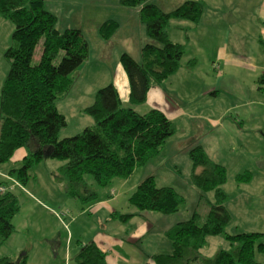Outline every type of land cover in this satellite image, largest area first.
Here are the masks:
<instances>
[{"label": "trees", "instance_id": "trees-1", "mask_svg": "<svg viewBox=\"0 0 264 264\" xmlns=\"http://www.w3.org/2000/svg\"><path fill=\"white\" fill-rule=\"evenodd\" d=\"M119 4L138 8L140 22L151 39L142 46L140 60L128 52L120 56L129 81L130 104L123 105L118 88L110 82L97 91L93 105L85 108L96 126L60 139L67 119L57 103L74 86L73 73L88 60L89 41L80 27L61 31L58 16L47 9L46 0H0V16L13 22L15 41L5 52L10 71L0 94V165L26 148L19 165L15 162L8 172H0V187L7 188L0 190V250L7 248L5 243L16 230L14 218L21 209L17 190H25L34 165L48 158L66 160L52 169V176L64 180V191L69 197L86 204L97 197L85 178L87 174L100 186L115 178H129L138 167L156 157L176 134L174 121L162 109L151 108L141 113L135 107L146 102L152 88L180 70L186 45L173 41L168 28L182 20L197 25L203 18L205 2L185 0L170 11L147 0H119ZM118 27L116 20L104 21L99 35L109 40ZM195 64L194 58L187 62L190 68ZM189 158L192 183L202 192V198L203 193L211 191L214 200L209 201L210 210L203 224L198 223L199 215L195 213L166 232L172 253L153 254V262L195 264L208 237L223 235L231 249L219 251L210 264H263L255 260V254L264 252V232L227 231L233 216L227 208L229 196L223 188L227 181L226 166L213 160L201 144L190 149ZM235 178L246 184L251 181L252 173L245 170ZM184 202V196L174 187L158 186L153 175L145 177L129 198L130 206L138 213L172 214ZM134 216L135 213L128 212L117 217L128 222ZM27 259L26 251L17 259L0 254V264H27ZM75 260L77 264H107V252L91 241L81 244Z\"/></svg>", "mask_w": 264, "mask_h": 264}, {"label": "crops", "instance_id": "crops-1", "mask_svg": "<svg viewBox=\"0 0 264 264\" xmlns=\"http://www.w3.org/2000/svg\"><path fill=\"white\" fill-rule=\"evenodd\" d=\"M78 1L92 2L93 5L100 6L98 10L87 12L90 22L86 21L85 14H79L78 19H72L73 5L78 4ZM147 1L155 2L164 10L170 11L185 0ZM203 1L205 11L197 25L182 20L173 22L168 28L169 37L173 41L186 45L187 61L162 85L152 88L146 102L136 106L135 109L145 113L151 108H160L173 121L185 117L203 119L204 123L198 127L199 130L204 135L207 131L213 130L216 139L214 146H220L217 149L219 154L228 157L235 155L228 162L238 168L236 174L250 170L252 179L249 183L255 182L253 190L264 194V0ZM58 2H60L59 14H55L62 15L61 2L67 3L66 26L80 27L89 41L87 61L95 63V78L102 66H111L120 61L123 52H128L135 59L140 60L141 49L148 41L145 38L148 36L143 32L140 36H136V28L144 27L139 19L138 8L122 7L119 0H46V6L50 10L57 11ZM107 20H116L119 22V27L112 38L104 40L99 35V27ZM115 48L122 50V53H116L119 58L112 57L115 55ZM191 58L196 60L192 68L187 66ZM123 70L119 71L118 68L116 74L111 71L105 73V78H110L106 79L105 83L113 82L116 85L123 105L127 106L130 104L129 81ZM215 71H218L217 78L223 79L220 87H217L216 82L210 83L211 77L216 74ZM219 95H222L221 99H218ZM66 96L65 98H68L69 94ZM176 133H179V130ZM191 134L195 132L192 130ZM173 137H170V141L175 143L177 140ZM190 144L193 147L202 144L211 156L206 145L199 139H193ZM181 151H175L174 155ZM25 153L26 148H21L15 155L14 163L19 164ZM224 164L227 168L230 166ZM0 172L6 173L1 169ZM60 191L63 193L62 190ZM53 192H57L56 188H52L51 193ZM31 196L35 201L37 200L36 196ZM38 200L40 204L51 205L50 202L47 203V199L39 197ZM262 205L264 207V204ZM128 212L135 213V216L124 222L117 217L120 213L113 210L112 216L117 229L113 228L110 232L96 231L93 236L92 241L107 252V264H138L131 261L129 251L124 249L125 244L137 245L138 241L153 228L155 220L163 224L161 234L165 236L166 232L177 224L175 219L169 218L174 213L163 217L152 214L154 212L138 213L137 210ZM262 214L261 216L264 217V209ZM78 219V216L71 219L73 225L78 223ZM128 225L130 227L126 228ZM71 226L68 225L69 228ZM79 236L83 238L82 234ZM73 237L74 233L71 230L65 238L68 246L72 243ZM10 239L15 240L18 237L12 235ZM49 241L59 246L62 244L61 233L53 236ZM83 241L82 244L88 243L87 240ZM80 249L73 257L66 252L70 264L73 259L75 260ZM25 251L18 248L14 252L6 250L4 254L17 259L20 253ZM142 254L145 263L140 264H155L147 262V254L144 252Z\"/></svg>", "mask_w": 264, "mask_h": 264}, {"label": "rangeland", "instance_id": "rangeland-1", "mask_svg": "<svg viewBox=\"0 0 264 264\" xmlns=\"http://www.w3.org/2000/svg\"><path fill=\"white\" fill-rule=\"evenodd\" d=\"M77 3L73 5V20L78 19L79 14H85L86 21L90 22L91 19L87 18V12L98 10L100 7L87 1H78ZM66 4L65 2H61L62 15H57L58 28L61 31L69 27L66 26ZM56 6L57 11L51 10L59 14L60 2ZM46 7L50 10L48 6ZM140 28H136V36H140L142 32L146 33L145 27L140 26ZM13 33V22L0 16V94L3 83L10 71V62L6 58L5 52L8 48L15 45ZM145 38L151 41L149 37ZM121 51L120 48H115V55L112 57L119 58L116 53H122ZM184 57L182 64H185L187 61V55ZM119 62L117 61V63L111 66H102L97 73V78L94 77V61L84 62L73 73L75 83L68 93V98L60 100L57 103L59 111L67 119V125L60 131V139L77 135L88 126H96L95 120L86 113L85 108L93 105L97 91L108 84L105 83V80L110 78H105V73L111 71L116 74L118 68L119 71L123 70ZM216 68H218V64H216ZM215 73L213 75L215 77H211L210 83L214 84L216 82L218 84L217 87H220L219 85L223 82V79L217 78L219 76L218 71H215ZM221 96L219 95L218 99H221ZM174 123L179 133H176L172 137L177 141L172 143L169 138L166 145L161 148L159 154L152 158L147 165L138 167L131 177L126 179L115 178L109 184L100 186L95 182L91 174H87L85 178L90 188L97 192V197L86 204L69 197L64 191V180L54 175L52 176V169H57L66 160L48 158L30 168V178L25 190H17L20 195L21 209L14 218L16 230L13 236L18 237V239L6 242L7 248H2L0 254H4L6 250L16 251L18 248H22L28 253L27 264H70L69 257L66 258V252L72 254L73 257L75 252L80 249L82 242H84L83 240L91 242L96 231L110 232L113 228L117 229L112 216L113 210L121 214L137 210L135 207L130 206L129 198L137 189L139 183L149 175L154 176L158 186H172L185 198V202L180 210L169 218L175 219L179 223L180 221L190 219L197 213L199 215L198 223L203 224L210 210L209 201L214 200V193L211 191L205 192L202 198V192L192 183V163L188 154L193 147L190 146V143L196 138L206 145L213 160L223 165H225L224 163L230 165L228 168L225 165L228 173L227 181L223 185L224 190L229 196L227 208L233 216V220L228 225L227 231L229 233H239V231L264 232V217L261 216L264 209L262 207V204H264V194L253 190L255 182L242 184L236 180L235 176L238 168L228 162L235 155L228 157L219 154V150L217 149L220 146H214L216 139L213 136V130L207 131L206 135H204L198 128L200 125H203V119L185 117L179 121H174ZM192 130L195 134H191ZM175 151L181 152L174 155ZM14 157L10 161L0 165V169L8 172L14 167ZM1 177L0 175V179ZM12 185H15V183H12ZM52 188H56L57 192L51 193ZM60 190L63 193H60ZM30 194L36 196L37 200L35 201L31 198ZM39 197L47 199V203L50 202L51 205L40 204ZM146 213H150V211ZM152 214L163 217L169 216V214L157 211ZM77 216L79 218L78 223L73 225L71 219ZM127 227L130 226L128 225ZM162 228L163 224L161 221L155 220L153 228L138 241L137 245L135 243L125 244L124 249L129 251L132 262H137L138 264L145 263L142 260L144 258L142 252L147 254V262L149 263L153 262L151 258L153 253H172L173 247L171 241L161 234ZM71 230L74 233V237L72 243L68 246L65 238ZM59 233H61L62 244L58 246L49 240L53 236H58ZM80 234L83 235V238L79 236ZM262 242H264V237L262 238ZM53 244H55V247ZM230 249L231 244L223 235L209 236L206 245L200 250L199 259L195 264H210V259H213L219 251ZM255 260L264 264V252L257 251ZM71 264H77V262L73 259Z\"/></svg>", "mask_w": 264, "mask_h": 264}, {"label": "built area", "instance_id": "built-area-1", "mask_svg": "<svg viewBox=\"0 0 264 264\" xmlns=\"http://www.w3.org/2000/svg\"><path fill=\"white\" fill-rule=\"evenodd\" d=\"M5 189H7V188L4 187V186L0 187V190H1V191L5 190Z\"/></svg>", "mask_w": 264, "mask_h": 264}]
</instances>
